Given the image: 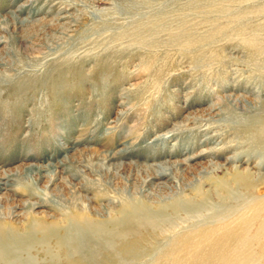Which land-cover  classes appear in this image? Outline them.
Masks as SVG:
<instances>
[{"label":"rangeland","instance_id":"rangeland-1","mask_svg":"<svg viewBox=\"0 0 264 264\" xmlns=\"http://www.w3.org/2000/svg\"><path fill=\"white\" fill-rule=\"evenodd\" d=\"M263 83L264 0H0V264H192L172 240L234 225L242 260L193 264H264ZM126 204L154 220L113 251Z\"/></svg>","mask_w":264,"mask_h":264},{"label":"bare ground","instance_id":"bare-ground-1","mask_svg":"<svg viewBox=\"0 0 264 264\" xmlns=\"http://www.w3.org/2000/svg\"><path fill=\"white\" fill-rule=\"evenodd\" d=\"M3 29V28H2ZM264 84V83H263ZM262 84V85H263ZM250 89V88H249ZM261 89V88H260ZM253 90V89H252ZM256 91V90H255ZM254 93V90L252 91ZM262 131L261 137L264 138V128H261L260 125L254 126V129ZM126 151V150H125ZM125 151L117 153L115 155H111L110 153L106 155L104 159V163L114 161L116 157H120L125 154ZM67 156V155H66ZM67 161L70 159L66 158ZM69 162V161H68ZM235 163H241L239 156L234 159ZM57 165V164H56ZM53 165L52 168L48 170V174L52 177L56 175L58 168H63L65 171H69L66 169L64 163L58 164V166ZM97 166V165H96ZM83 168L85 170L90 169V165H84ZM112 168V167H111ZM157 170L154 172L152 177L149 180L151 184H158L160 186H164L162 182H173V170L174 167L168 166L167 163L156 165ZM104 169V167H103ZM99 170V169H98ZM107 170V168L105 169ZM111 171V169H108ZM91 172V171H90ZM95 172V171H94ZM34 173V171H32ZM84 171H78L76 174L80 176ZM96 174V173H95ZM101 175L98 172V175ZM97 175V174H96ZM84 176V174L82 175ZM150 184V185H151ZM152 186V185H151ZM7 187V185H6ZM0 190H3V187L0 186ZM126 206L130 209L127 213H122L120 215V222L115 221L108 224L109 229H96L93 232V235L98 236L104 241L108 242L109 248H112L114 251V245L117 243L125 244L128 242L129 236H131V232L133 229L136 231H140V229L151 225L154 220V216L152 214L142 215L139 212L138 208H133L134 206L126 204ZM87 224L85 222L79 221L71 224L69 231L67 232V239L69 247L74 251V253L81 256L82 261H90L89 253H87L86 248L92 243L91 236L89 232H87ZM225 235L222 236L221 233H215L214 235H203L199 236L195 239L190 238H178L177 240H172V248H178V250L182 252H187L192 250V247H196V251L188 256V261L193 263H203V262H226L232 263L237 262L236 260H242L243 251L246 248V241H249L244 237L241 226L234 225L233 227L225 228ZM223 231V230H222ZM92 234V233H91ZM180 237V236H179ZM1 238V237H0ZM2 241V238H1ZM251 241V240H250ZM258 241V240H257ZM254 242V241H253ZM7 250L0 251V260L6 258ZM109 261L113 259L117 260L116 256L110 253L106 256ZM204 263V264H208Z\"/></svg>","mask_w":264,"mask_h":264}]
</instances>
